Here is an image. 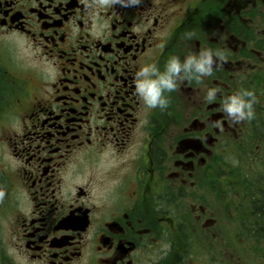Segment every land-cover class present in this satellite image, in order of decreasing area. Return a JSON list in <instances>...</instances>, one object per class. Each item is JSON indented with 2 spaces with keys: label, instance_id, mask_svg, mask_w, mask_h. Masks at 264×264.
I'll return each mask as SVG.
<instances>
[{
  "label": "flooded vegetation",
  "instance_id": "flooded-vegetation-1",
  "mask_svg": "<svg viewBox=\"0 0 264 264\" xmlns=\"http://www.w3.org/2000/svg\"><path fill=\"white\" fill-rule=\"evenodd\" d=\"M263 205L264 0H0V264H264Z\"/></svg>",
  "mask_w": 264,
  "mask_h": 264
},
{
  "label": "rangeland",
  "instance_id": "rangeland-1",
  "mask_svg": "<svg viewBox=\"0 0 264 264\" xmlns=\"http://www.w3.org/2000/svg\"><path fill=\"white\" fill-rule=\"evenodd\" d=\"M250 159H251V158L249 157V158L245 159V160L242 161V162H241L239 159H237V160L233 161V164H234V163H239V164H238L239 166H244V167H245L246 162H247V161L250 162Z\"/></svg>",
  "mask_w": 264,
  "mask_h": 264
},
{
  "label": "trees",
  "instance_id": "trees-1",
  "mask_svg": "<svg viewBox=\"0 0 264 264\" xmlns=\"http://www.w3.org/2000/svg\"><path fill=\"white\" fill-rule=\"evenodd\" d=\"M264 206V205H263Z\"/></svg>",
  "mask_w": 264,
  "mask_h": 264
}]
</instances>
